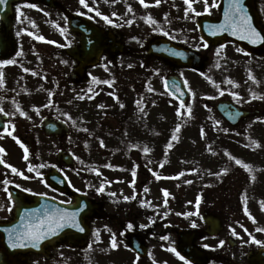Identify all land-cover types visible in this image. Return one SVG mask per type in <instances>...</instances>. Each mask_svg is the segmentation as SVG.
<instances>
[{"label":"rangeland","instance_id":"obj_1","mask_svg":"<svg viewBox=\"0 0 264 264\" xmlns=\"http://www.w3.org/2000/svg\"><path fill=\"white\" fill-rule=\"evenodd\" d=\"M31 1L15 7L13 34L17 49L11 60L33 56L35 66L26 65L23 60H15L14 63L0 68V83L5 89L4 96L11 95L20 104L28 103L20 111H15L23 112L29 117L15 120V140L19 141L24 137L31 142L30 146H36L40 142L49 145V140L42 137L38 127L40 117L49 108L45 105L65 104V108H59L58 112L70 121L72 105L75 103L71 102L75 89L69 78L72 62L62 49L74 43L73 37L67 32L64 17V14L72 13L73 8L84 12L85 16L90 15L88 13L93 14V19L101 26H112L123 35L126 46L136 51L143 50V46L157 36L200 50L204 53V60L202 68L198 71L189 68H168L160 59L148 56L133 61L128 55L114 60L112 65L119 66L118 68L104 69L109 64L103 60L99 66L90 69L94 79L97 78V83L93 80L94 84L89 90V95L95 94L92 102L96 107L104 103L110 104L106 101H112L107 96L111 91H117L126 103L137 98L141 102L148 100L150 104L152 99L156 102L153 113L148 110L151 114L141 116L143 119L154 114L142 127L137 124V118L130 120L119 139H116L114 134L108 135L109 141L116 140L118 143L99 145L98 154L94 157L98 165L108 156L112 158L115 153V161L121 159L123 154L125 159L133 162L129 169L126 166V173L120 180L112 179L117 174L111 173L112 176L103 178L102 172L100 174L95 170L94 194L106 198L112 209L119 207L120 215L123 210L137 214L141 212V225L147 228L156 225L153 230L160 236L154 243L155 248L160 246L159 241H164L161 237L166 236L168 227L173 230L181 227L201 229L196 243L211 252L214 257L221 258V264L245 263L249 250L264 247V117L248 118L230 128L224 125L214 110V104L219 99H231L241 107H248L257 102L259 109H264V83L261 84L264 82V59L246 58L230 44L219 49L203 50L198 40H181V31L189 32L194 26L196 16L185 4V0H160L159 5L156 0H145L148 7H144L140 0H87L89 8L94 9L93 11L81 5L79 0H57L61 3L62 10L49 9L36 0ZM198 3L194 0L193 8L196 12H203L204 3ZM129 6L131 11H128ZM96 11L102 15H96ZM148 11L158 14L154 24L142 22V15ZM113 13L116 14L114 17ZM104 16L112 22L108 23ZM165 32L169 35H164ZM40 36L44 39H37ZM17 52L21 54L17 55ZM28 61L32 60L26 59V62ZM256 62L260 68L254 66ZM25 68L29 71L25 72ZM169 73L178 74L187 81L191 98L184 103V108L176 105L163 90V78ZM113 76L117 77L113 86L104 83L110 81ZM253 77L258 80L256 86L253 85ZM79 87L77 90H80ZM233 93L238 95L234 96ZM2 95L3 91H0V96ZM36 108L39 109V119ZM178 109L181 115L177 114ZM99 115L93 118V126ZM118 117L119 115L116 118ZM126 117L128 116L124 119ZM115 120L107 116L100 122L116 128ZM177 125L179 132L175 131ZM102 132L96 129L94 133L99 136ZM173 135H176V140H171ZM120 142L123 145L122 150L116 149L121 145ZM169 143L172 144L171 148L167 147ZM145 148L148 149L147 152L144 151ZM14 152H19L16 145L10 148L6 160L15 167L17 163ZM44 153L45 151L42 154ZM35 155L38 154L35 152ZM232 157L240 159L241 165L235 164ZM244 164L250 168L246 169ZM133 171L135 176L132 175ZM181 172L184 175H179ZM38 179L35 175L22 176L16 184L24 189H44ZM102 183L104 192H98L97 189ZM165 190L168 192L167 197L164 196ZM112 193L115 195H111ZM125 196H135V199L125 201ZM106 209L111 210V207ZM205 210L218 216L224 225L223 231L212 238L202 232L200 215ZM186 213L189 215H184ZM193 222L196 227L192 226ZM233 230L236 235H233ZM100 233L96 229L91 235V240L95 234ZM228 238L235 241V244L229 245ZM220 241H224L223 246H220ZM91 249L84 250L80 256L71 255L65 264H128L131 259L125 249H122L125 257L122 260L118 254L109 255L107 258L95 254V250ZM163 255H166L165 251L159 250L158 257ZM167 258L170 264H184L175 255L168 254Z\"/></svg>","mask_w":264,"mask_h":264},{"label":"flooded vegetation","instance_id":"obj_2","mask_svg":"<svg viewBox=\"0 0 264 264\" xmlns=\"http://www.w3.org/2000/svg\"><path fill=\"white\" fill-rule=\"evenodd\" d=\"M131 1V0H129ZM133 2H137V0H132ZM198 4L203 3V0H199ZM216 4L222 7H229V0H215ZM212 0H209V5H211ZM244 8L248 7V0H242ZM252 4H254V8L257 12L258 17V23L260 28H264V0H252ZM197 6V5H195ZM204 10V9H203ZM205 12V10H204ZM207 14H210L213 17L219 16L218 14V7H212L210 8L209 12H205ZM246 14H249L251 17L253 15L250 12H246ZM224 17V15L222 14ZM185 16L182 20H184ZM187 18V16H186ZM132 18H130L131 20ZM116 20V19H115ZM120 21V20H119ZM114 30V29H113ZM114 35L118 41L123 43L124 45V51L123 52H117V51H107L103 54L104 61L106 60V63L109 64V66L104 67V69L109 70L111 68H118L119 66H113L112 63L114 62L117 57L124 56L125 54L132 55V57H138L142 58L141 51H136L132 49H128V46H126L124 37L121 33H119L116 29L114 30ZM181 40L183 41H192V40H198L199 44L201 45V48H204L203 50L212 49L213 47H221L226 44H231L228 42H225L223 44L211 46L208 45L207 47H203L202 40L199 37V33L196 28H191L189 32L182 30L181 31ZM76 39H74L75 42ZM233 45V44H232ZM234 46V45H233ZM237 48L236 46H234ZM237 48V51L245 56H250L253 58L258 59H264V56L255 55V54H246L243 50ZM200 51V50H199ZM198 51V52H199ZM204 58V53L200 52ZM12 58L11 55L8 57ZM166 65H170L172 69L176 68L173 66V64L166 63ZM75 66V61L72 60V67ZM1 68V67H0ZM73 69V68H72ZM91 68H88L86 71L90 70ZM140 69V68H139ZM135 70V69H132ZM71 72V70H70ZM119 75V73H117ZM116 75V76H117ZM119 78V76H117ZM117 77H112V79L107 83L109 86H113L115 80ZM94 76L92 74L87 73L82 81H75L71 82L72 87L75 89V93L73 94V100L72 102H75L71 112V119L69 123H66L68 126L67 133L62 130V133L57 135H44L43 130L40 128V132L42 135H44V138L49 140V145H43L41 142L38 145H31L28 139H25L24 137H21L19 139L20 143H17L14 138V131H17V127L15 124V120H22L26 118V115H21V112L15 113V111H20L23 106L27 105L28 103L20 104L17 102V99L10 96H4L5 89L0 83V91H3V95L0 96V108L3 109L4 112H7L8 115H4L2 112H0V149H3V151H0V157L1 160L4 161L2 167L0 168V196L2 203L0 204V220H7L11 217L12 214V208H13V201L12 199L9 200V188L16 186V182L19 180L22 176L30 177L31 173L28 170L29 164L32 162V164H37L43 166L42 169H39L40 174L39 178L43 180L44 175L49 170H56L59 172V174L62 176V178L65 180V183L67 187L69 188L70 192L67 190H64L62 186H52L49 184H45L47 191H49L51 194H46V196L51 197L61 203L69 204L67 201L73 202L74 194H85L87 197L91 198L93 203H96L97 209L92 213L93 216L90 218V224L92 226V223L95 222V220H102L101 223H110L112 226V233L113 230L115 231V242L117 244V247L113 248L111 246L112 244V238H109L108 236H103L98 241L91 242V250H95V254H98L99 256H106L107 258L109 255H115L118 254V256H121V260L125 259V257L122 254V249H125V251L128 252V254L131 256V259H129L128 264H170L169 259L167 258V255H175L178 257L184 264H192L188 262L186 259H181L179 255H177L176 250L175 252L171 251L170 249H175V246L181 242L180 241V235L178 233L179 229H185V228H179V229H172L171 227H168V233H166V236L168 237L167 240H161L159 241V245L156 248L154 247V243L158 241V235L153 230L156 225H152L151 227L147 228L141 227V223L139 221V218H141V212L135 213L133 211L127 212L126 210L122 211V215H120L119 207H115L114 211H108L104 210L103 207H105L108 203L107 200L104 199L100 202L99 199L95 200L94 196L92 195L93 186H92V174L91 172L88 174L87 170L92 169V161L90 156V152L93 148V137L91 133V124L88 123V119L92 117V96L89 95L90 86L94 84L93 82ZM80 86V87H79ZM77 87H79L80 90H77ZM113 96H116L117 98L114 99L113 103L117 104H103L101 108H99V119L103 116H112L113 118H116L117 115L122 112L124 116L122 117V121L125 122L126 120H129L130 118H134L136 116L140 117L141 113L145 112V110L148 108L154 111V106L156 105L154 99L151 100L150 106H146V101L141 102L137 99L131 100L129 103H126L122 97H119V93L117 91H114L111 93ZM80 97H83L81 99ZM140 102V103H139ZM139 103V104H138ZM138 108H137V106ZM123 105V107H121ZM49 108L45 110V114H43L40 119L42 121L45 117H52L55 119H61L63 121H66L58 112L59 108H65L64 106H61V104H53L52 106L49 105ZM257 110V109H256ZM127 115L128 117H125ZM260 116L258 113L251 117ZM29 118V117H27ZM26 118V119H27ZM37 118L39 119V113ZM118 125H121L119 123L118 118ZM7 126V127H6ZM22 126V125H21ZM19 126V127H21ZM25 127V126H24ZM23 127V128H24ZM39 127V125H38ZM124 129L121 128L117 131V133L122 134ZM14 145L17 146L19 149V152H14V158L16 160L17 166H13L9 161L6 160V157H8L10 148ZM23 145V147L21 146ZM25 148L27 149V153L25 152ZM45 151L44 154H42ZM64 152V154H68V160H64L61 155L58 156V152ZM35 152L38 155H35ZM27 154L28 159L25 160L24 157ZM71 161V162H70ZM7 165H11L14 168L18 170V172L23 173V175L14 174L11 170V168L7 167ZM7 180L8 183L5 184L4 181ZM19 186V185H18ZM5 188H7V192L5 191ZM18 188L22 189L21 186ZM62 188V189H61ZM29 190V188H28ZM9 208H11V211H9ZM131 222L134 227L132 229H128L127 225ZM104 226L98 225V228H103ZM91 228V232H92ZM188 230L190 233H192L193 238L192 241L195 245H198L196 241L199 238V235L201 234V229H185ZM134 232L137 234V236L140 239V242L145 245L146 252L143 256H137L135 253H133L128 244L125 242L124 235L126 232ZM90 232V233H91ZM110 232V233H111ZM202 232L204 233V228L202 227ZM163 236V234L161 235ZM199 246V245H198ZM81 248L82 246H73L68 245L66 243H60L55 244L54 246H51L50 248L45 247L42 253H28V259L29 264H65L66 260L73 254H77V249ZM64 249V250H63ZM159 250L165 251L166 255L161 258L158 257ZM16 259V258H15ZM10 259L3 261L2 263L10 264L12 260ZM19 259V258H17ZM223 260L221 258H217L212 256L208 264H221ZM234 264V263H230Z\"/></svg>","mask_w":264,"mask_h":264},{"label":"water","instance_id":"obj_3","mask_svg":"<svg viewBox=\"0 0 264 264\" xmlns=\"http://www.w3.org/2000/svg\"><path fill=\"white\" fill-rule=\"evenodd\" d=\"M18 1H22V0H6L4 4L0 5V14L4 12L3 15L1 14L3 16L2 23L7 30H9L11 27L12 6ZM40 1H42L43 3L49 6L54 5L53 0H40ZM248 2H249L248 7L244 8L245 12L250 11L251 14L254 16L252 4H250L251 0H248ZM227 8L228 7L219 6V11L221 14V17L219 19H210L206 16H202L198 19L197 24L199 25L201 36L205 39V41L215 44L217 42H222L224 40L231 39V40H235L240 46L245 48L247 51L264 54V42H261L259 40H257L256 43H252L249 40H242L239 38V35H233L231 30L219 31L217 32L216 35H212L210 33V31L208 30V26L213 24L218 25L223 23L224 17L222 16V14ZM251 24L258 31L256 17L254 19V23ZM69 26L73 30L79 28V30L81 31V34L78 37L79 46L68 50V52L73 57L77 58L81 62L83 61L86 62L89 61L90 58L95 59L98 56H100V46H102L103 43H108L109 41L112 40V36H110L108 31L102 30L97 26H95L93 23H91L89 20H85L77 16L69 18ZM258 32L260 33V31ZM261 32L262 33L260 34L264 36V32L263 31ZM0 48L2 49L1 42H0ZM148 51L160 57H163L167 60H174L178 64L188 63L189 58L192 56L190 51L181 49L165 40H154L150 42L148 45ZM176 53H180V54L177 55ZM173 82L180 85L181 88L180 92H177L175 88L171 87ZM166 84L168 85V87H166ZM165 87L170 93H172L179 100H184L188 96V93L183 85V82L177 76L167 77L165 80ZM216 108L218 112L230 122H235V120H237V118L240 115L245 114L243 111L238 110L233 103L227 101L219 102ZM44 128L46 129V132L55 131V126L51 122H46L44 124ZM78 209H83L82 211H78L77 221L79 222L80 226L84 228V231H79L76 227L66 226L62 230H59L60 233L62 232L63 238L69 239L74 237L75 235L82 239L85 238L88 229L84 224V218L86 217L88 211L86 210L85 207L78 204L68 207L67 210L75 211ZM17 215L18 212H16V217ZM203 220L205 221L206 224V232L209 235L216 234L222 228L219 219L212 215L207 214L203 216ZM10 225L11 226L7 228V231L9 229L10 230L17 229L15 224L12 223ZM8 232H7V236L5 237L6 238L5 243L9 245ZM182 235L183 236L185 235L184 237L181 236L183 242H181L176 246L180 254L190 259L193 262H197L198 264H206L207 261L209 260L208 253L197 249L191 244V239H192L191 235H187L184 233ZM128 241H129V246L130 248H132V250H134L138 254H144V247L140 244L138 238L133 236L128 238ZM230 243L233 244V242L231 241ZM12 249L14 251H12L10 254H13L18 249V247ZM27 249L30 250L32 248L28 247ZM247 260H248V264H264V249H260L256 253L250 254Z\"/></svg>","mask_w":264,"mask_h":264},{"label":"snow or ice","instance_id":"obj_4","mask_svg":"<svg viewBox=\"0 0 264 264\" xmlns=\"http://www.w3.org/2000/svg\"><path fill=\"white\" fill-rule=\"evenodd\" d=\"M6 2V0H0V5L4 4ZM80 4L83 5L85 8H88L89 11H93L94 9L89 8V5L87 3V0H79ZM193 2L194 0H185V4L188 5L189 9H192L193 12L195 13V15H200V12H196L195 9L193 8ZM198 2V0H197ZM140 3L144 6V7H148L149 5L147 3H145V0H140ZM160 0H156V4L159 5ZM203 3L205 5V12H209L210 8L212 7H218V5L216 4L215 0H212L211 5H209V0H203ZM31 7H35V5H30ZM17 11L19 12V9H17ZM128 11H131V7L129 6ZM83 15V13H81ZM186 16L188 15V10L186 9L185 12ZM96 15L100 16L102 15L99 11H96ZM113 15H116L115 13H113ZM224 22L221 24H213V25H209L208 26V30L210 31V33L212 35H216L217 32L219 31H226V30H231L233 35H239V38L242 40H249L252 43H256L257 40L264 42V36H262L255 28L254 26L251 24L250 22V17L248 15H246L245 13V9L242 3V0H229V7L227 9H225L224 13ZM108 23H111L112 21L109 20V18L107 16L103 17ZM148 21L150 23H155L154 20H152V18L149 16L148 17ZM129 24L131 23V21L128 22ZM164 35H169L167 32L164 33ZM173 39H175V36L172 37ZM37 39L43 40L44 37L40 36L37 37ZM203 39V38H201ZM207 42L203 43V47H207ZM223 47V46H222ZM242 51V50H240ZM20 52H17V55H20ZM177 55H179L180 53H176ZM14 60H7L4 61L3 63H7V64H12L14 63ZM66 63V62H65ZM129 67H132V65H129ZM25 72L29 71V69L25 68L24 69ZM33 75H36V73H33ZM229 83H231V81H228ZM105 84L109 83V81H104ZM185 85L187 84V81H184ZM166 87H168V85L166 84ZM171 87L175 88V90L177 92L181 91L180 85L173 82V84L171 85ZM151 90V89H149ZM221 95H223V92H221ZM234 96L238 95L236 93H233ZM81 99H83V97H80ZM49 105H45V107H48ZM102 107V106H101ZM121 107H123V105H121ZM185 105L183 103H181L180 108H184ZM207 107V106H205ZM37 111V113H39V109L36 108L35 109ZM190 111V108H189ZM0 112H2L4 115H8L7 112H4L2 108H0ZM178 115H181L179 109L177 112ZM21 115H25V113L21 112ZM69 119H71V117H69ZM7 127V126H6ZM180 128L179 125H177L175 131L179 132ZM225 131H227V129H225ZM201 133L203 135V129L201 130ZM177 137L176 135H173L171 137V140H176ZM101 145L103 146V141H100ZM23 147V145H21ZM257 146H259L257 144ZM168 148L172 147V144L169 143L167 145ZM0 151H3V149H0ZM145 152L148 151L147 148L144 149ZM25 152L27 153V149L25 148ZM25 160L28 159L27 154L24 157ZM232 159H234L235 164L237 165H241V160L237 159L235 157H232ZM0 163H4V161L0 160ZM7 167L11 168L12 172L14 174H19V175H23V173L18 172V170L16 168H14L11 165H7ZM109 167H111L109 165ZM243 167H245L246 169L250 168L249 165L244 164ZM29 171H32V168L29 167L28 169ZM222 173H216V175H220ZM133 176L136 175L135 171H133L132 173ZM179 175H184L183 172H181ZM254 179V177H253ZM5 184L8 183L7 180L4 181ZM188 183H190V181H188ZM17 187H19L17 185ZM5 191L7 192V188H5ZM98 192H103L104 191V184L102 183L101 186L97 189ZM145 191H148V189H145ZM41 195H44L43 193ZM111 195H115V193H112ZM164 196L167 197L168 196V192L165 190L164 191ZM130 199H135V196L133 197H128L125 196L124 200H130ZM9 200H11V194H9ZM67 203H71V201H67ZM144 202H142L143 204ZM165 204H167V200H165ZM262 204H264V202H262ZM86 207V205H85ZM83 209H78L75 211H69L67 209H61L59 207H52V208H46L44 211V215L43 216H39L36 215L35 217H33L32 212H39V210H32V212H29L28 210H26L25 212V216L22 217V221L23 223L14 230H9L8 232V239H9V245L12 248H17V247H28L29 245H31L32 247H39V244L42 240L48 238L51 235H57L59 230H62L64 227L66 226H72V227H76L79 231H84V228L80 226L79 222L77 221V216H78V211H82ZM9 211H11V208H9ZM245 211H247V209H245ZM184 215H189V214H184ZM193 227H196L195 222H193L192 224ZM128 229H132L134 227V225L129 222L127 225ZM141 227H145V225H141ZM260 230V229H258ZM233 235H236L235 231L233 230ZM161 239L167 240L168 237L167 236H163L161 237ZM256 243H260L259 241H256ZM224 241H220V246H223ZM111 246L113 248L117 247V244L115 242V234H113V238H112V244ZM91 247V246H89ZM205 247H208L207 245H205ZM171 251L175 252V249H170ZM177 255H179V253H176ZM181 259H184V257H180Z\"/></svg>","mask_w":264,"mask_h":264}]
</instances>
